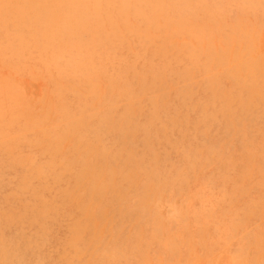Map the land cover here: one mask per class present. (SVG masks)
<instances>
[{
	"label": "rangeland",
	"instance_id": "rangeland-1",
	"mask_svg": "<svg viewBox=\"0 0 264 264\" xmlns=\"http://www.w3.org/2000/svg\"><path fill=\"white\" fill-rule=\"evenodd\" d=\"M46 3L0 0V264H264V0Z\"/></svg>",
	"mask_w": 264,
	"mask_h": 264
},
{
	"label": "bare ground",
	"instance_id": "bare-ground-1",
	"mask_svg": "<svg viewBox=\"0 0 264 264\" xmlns=\"http://www.w3.org/2000/svg\"><path fill=\"white\" fill-rule=\"evenodd\" d=\"M57 1H54V3ZM35 4L37 5V10H39L40 13L45 14L48 13V10L50 6L47 5L46 0H39V1H34L32 0V5ZM52 17V15H51Z\"/></svg>",
	"mask_w": 264,
	"mask_h": 264
}]
</instances>
